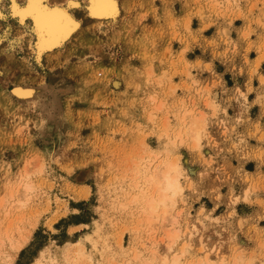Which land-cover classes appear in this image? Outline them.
I'll use <instances>...</instances> for the list:
<instances>
[{"label": "rangeland", "instance_id": "rangeland-1", "mask_svg": "<svg viewBox=\"0 0 264 264\" xmlns=\"http://www.w3.org/2000/svg\"><path fill=\"white\" fill-rule=\"evenodd\" d=\"M11 1L0 264H263L264 0H45L81 26L40 55ZM169 163L181 191L152 213Z\"/></svg>", "mask_w": 264, "mask_h": 264}, {"label": "bare ground", "instance_id": "bare-ground-1", "mask_svg": "<svg viewBox=\"0 0 264 264\" xmlns=\"http://www.w3.org/2000/svg\"><path fill=\"white\" fill-rule=\"evenodd\" d=\"M69 4L71 6L65 8L63 6H49L45 3V0H30L25 6H21L16 0L11 1L12 15L18 16L21 22L24 23L28 17H33V28L39 38V49L37 51L39 55L45 49H53L61 45L62 42L68 40L79 30L81 23L69 10V8L78 7L79 4L74 1H71ZM30 5L33 7L34 14L21 15L22 10L28 8ZM115 10L116 4L113 0H97L94 3L92 13L105 16L110 15ZM4 15L2 0H0V18L4 17ZM13 92L18 98L25 100L33 96L34 88L20 85L16 86ZM157 173L158 181L156 188L160 191V197L158 200L152 198L148 201L147 208L152 213H155L160 205L165 206L167 200L170 199L171 201L172 196L175 197L181 191L179 179L181 172L178 163L166 164ZM171 222L174 223L175 219L171 220ZM168 236L174 241L176 234L170 232ZM22 239L26 240L25 237Z\"/></svg>", "mask_w": 264, "mask_h": 264}, {"label": "snow or ice", "instance_id": "snow-or-ice-1", "mask_svg": "<svg viewBox=\"0 0 264 264\" xmlns=\"http://www.w3.org/2000/svg\"><path fill=\"white\" fill-rule=\"evenodd\" d=\"M15 14V13H14ZM21 15H32L33 13V7L30 5L28 8L23 9L20 13Z\"/></svg>", "mask_w": 264, "mask_h": 264}]
</instances>
